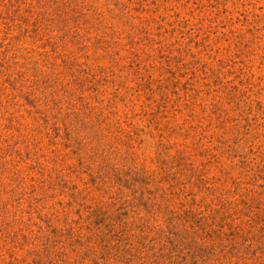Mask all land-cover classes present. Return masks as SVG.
<instances>
[{
	"label": "rangeland",
	"instance_id": "rangeland-1",
	"mask_svg": "<svg viewBox=\"0 0 264 264\" xmlns=\"http://www.w3.org/2000/svg\"><path fill=\"white\" fill-rule=\"evenodd\" d=\"M0 264H264V0H0Z\"/></svg>",
	"mask_w": 264,
	"mask_h": 264
}]
</instances>
